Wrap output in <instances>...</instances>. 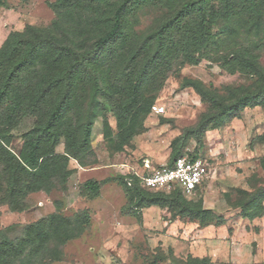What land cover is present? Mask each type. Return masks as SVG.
Returning <instances> with one entry per match:
<instances>
[{
    "label": "trees",
    "instance_id": "obj_1",
    "mask_svg": "<svg viewBox=\"0 0 264 264\" xmlns=\"http://www.w3.org/2000/svg\"><path fill=\"white\" fill-rule=\"evenodd\" d=\"M6 6V0H0V7ZM50 8L56 15L52 25L10 32L0 47V181L5 182L9 199L50 193L57 184L63 189L72 174L71 159L80 167L92 164L94 160L86 162L93 155L91 127L98 112L104 114L107 108L117 132H112L105 118L103 137L114 139L115 152H122L143 130L163 81L186 64L197 65L204 58L230 75L253 80L212 88L184 79L183 87H191L206 109L195 125L172 141L168 166L181 156L190 138L199 142L206 132L220 129L244 109L264 107V68L257 55L264 49V0H56ZM144 8L156 15L152 28L137 34L128 28V18ZM45 45L60 49L52 70L43 67ZM19 117L34 118L35 125L25 133L15 155L7 147ZM62 136L64 153L56 154ZM257 138L264 143V133ZM189 159L196 160L197 155ZM137 178L129 186L125 177L115 180L124 188L139 222L143 209L157 206L175 213L169 221L197 222L200 228L224 223L222 216L203 207L201 198L187 200L179 188L168 193L148 191ZM83 188L94 199L100 183L90 180ZM234 193V201L225 195L226 202L239 210L240 217L249 221L264 217V186L237 188ZM82 217V221H70L53 213L29 224L13 239L0 231V264L59 261L62 247L88 226L87 213ZM167 260L169 264H211L207 257L176 258L170 249L151 264Z\"/></svg>",
    "mask_w": 264,
    "mask_h": 264
},
{
    "label": "rangeland",
    "instance_id": "obj_2",
    "mask_svg": "<svg viewBox=\"0 0 264 264\" xmlns=\"http://www.w3.org/2000/svg\"><path fill=\"white\" fill-rule=\"evenodd\" d=\"M55 2L6 0L7 6L0 7V47L10 32H22L26 26L43 30L52 25L56 15L50 5ZM150 11L144 8L135 16L129 15L130 31L143 34L151 29L156 13ZM212 29L217 32L216 27ZM45 50L43 54L48 61H42L43 67L52 70L51 63L58 62L56 51L60 49L45 45ZM257 55L264 68V49ZM184 79L199 80L212 88L250 84L253 80L239 74L230 75L217 63L204 58L197 65L186 64L174 69L155 94L153 106L163 107L164 112L156 114L152 106L143 130L132 137L122 152H115L114 139L107 141L103 137L105 118L112 132H117L110 109L104 114L98 112L90 135L93 155L86 158V162L94 161L80 167L71 159L68 168L72 174L63 189L57 184L50 193L9 199L4 194L5 182L0 181V231H6L7 237L13 239L29 224L53 213L70 221H82V214L87 213L89 224L81 236L66 243L62 258L51 264H151L160 253L167 254L168 249L176 258L184 260L187 255H210L213 264H264V217L249 222L226 202L225 196L228 194L234 201V189L264 186L261 164L264 143L257 138L264 133V107L244 109L220 129L206 132L199 142L198 138H190L182 150L181 156L197 155L207 168L201 185L185 198L194 202L201 198L205 209L224 218L219 227L204 230L197 227V222H180L179 218L169 221L175 213L157 206L143 209L139 222L124 188L115 180L118 176L125 177L129 186L133 177L168 166L172 141L195 125L206 109L191 87H183ZM98 109L104 110V107ZM17 120L11 128L7 147L15 155L23 146L25 133L35 125L31 117ZM59 142L55 153L63 154L65 138L62 136ZM90 180L100 183L99 194L94 199L83 188ZM169 263L167 260L165 264Z\"/></svg>",
    "mask_w": 264,
    "mask_h": 264
},
{
    "label": "built area",
    "instance_id": "obj_3",
    "mask_svg": "<svg viewBox=\"0 0 264 264\" xmlns=\"http://www.w3.org/2000/svg\"><path fill=\"white\" fill-rule=\"evenodd\" d=\"M156 114L164 112L163 107L153 106ZM207 176V168L202 159L191 160L188 157H178L171 166H162L150 172L140 179L142 188L152 192H169L173 188H179L184 196H190L201 185Z\"/></svg>",
    "mask_w": 264,
    "mask_h": 264
},
{
    "label": "crops",
    "instance_id": "obj_4",
    "mask_svg": "<svg viewBox=\"0 0 264 264\" xmlns=\"http://www.w3.org/2000/svg\"><path fill=\"white\" fill-rule=\"evenodd\" d=\"M210 132H212V131H210ZM247 220V219H246ZM249 221V220H248ZM181 222V221H180ZM250 222V221H249ZM197 227L198 228H200L198 225H197ZM209 227H211V228H215V226H207V227H204V228H200V229H204V230H207ZM193 257H199V256H197V255H192ZM205 257H207V258H209V260H210V262H211V264H213V261H212V258H211V256L209 255V256H205ZM199 258H202V257H199Z\"/></svg>",
    "mask_w": 264,
    "mask_h": 264
}]
</instances>
